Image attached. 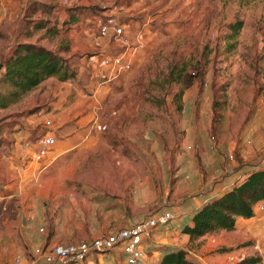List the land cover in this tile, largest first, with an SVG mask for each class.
<instances>
[{
    "label": "rangeland",
    "instance_id": "1",
    "mask_svg": "<svg viewBox=\"0 0 264 264\" xmlns=\"http://www.w3.org/2000/svg\"><path fill=\"white\" fill-rule=\"evenodd\" d=\"M26 1L0 0V93L11 89L4 80V62L17 43L50 48L68 59L79 89L55 112L75 116L91 132L48 167L47 158L41 162L42 191L51 213L72 207L83 219H94L113 200L145 210V217L170 211L173 220L144 238V264H160L166 246L182 249L202 264H234L249 256L264 264V209L259 202L254 216L237 218L231 231L195 239L181 231L186 220L182 212L194 207L186 202L192 190L221 179L224 170L232 171L233 182L264 164V0H188L189 6L186 0H160L157 3L165 7L160 17H155L156 0H149V20L136 16L138 11L132 16L138 24L124 19L132 36L141 33L130 68L105 84L101 80L106 71L99 68L105 54L89 62L87 54L99 50L82 46L84 30L98 35L95 26L62 22L67 14L78 12L68 5L70 0H29L27 6ZM98 1L87 0L89 18H104ZM125 4L134 5L133 0ZM84 58L86 68L79 75L77 64ZM55 78V90H62L58 85L68 79ZM91 79L104 86L96 94L84 87ZM48 97H38L40 105L32 110L18 104L22 99L0 108V136L14 127L15 117L42 108L48 112ZM193 113H208L209 120L189 121ZM189 134L195 139L215 137V142L204 146L192 142ZM3 142L4 136L0 146ZM90 146L94 149H83ZM214 157L217 164L207 165ZM17 205L13 200L0 205V230L16 232ZM3 253L9 264L16 263L9 246ZM90 257L86 264H127L118 246Z\"/></svg>",
    "mask_w": 264,
    "mask_h": 264
},
{
    "label": "crops",
    "instance_id": "2",
    "mask_svg": "<svg viewBox=\"0 0 264 264\" xmlns=\"http://www.w3.org/2000/svg\"><path fill=\"white\" fill-rule=\"evenodd\" d=\"M28 1L25 2L26 6ZM159 1L160 0H156L158 6L155 12L158 14L155 15V17H160L165 14V12H162V8L165 7L157 3ZM180 1L181 0H179V2ZM186 1L188 2V6L191 5V1ZM86 2L87 0L68 1V5L75 6L73 8H77L76 12H78L73 14L75 11L72 9L71 12H73L67 14L66 17L62 19V22L66 20L69 26H75L83 21L82 23L85 22V25L90 24L95 26L97 31L99 19L95 16H92V18L88 17L89 14L85 10L88 4ZM98 2L99 10L101 11L100 14H102V16H115L124 24H126L124 19L138 24L140 20L136 19L137 17H132L135 11H138V14H135L136 16L139 14L142 16V20H149L151 17L149 6H147L149 0H133L134 5L132 6H126L125 0H99ZM130 10L132 12H130ZM83 32L87 34L82 42L84 43L82 46L85 50H99V53L96 52L97 54H87L89 62L97 59V57L100 58L104 54L113 55L119 51L117 44L110 36L102 37L99 34L97 35V32V36H94L93 33H88L85 30ZM71 50L74 51L76 49ZM84 61H87V59H81L79 64H77V73L79 75H82L86 68L82 64ZM99 68H103V70L106 71V68L104 66L102 67L100 63ZM56 80L55 77H49L43 80L38 87L28 92L25 95L26 97L18 103L22 105L25 104L28 110H32L34 107L40 105L37 99L38 97L42 98L44 95H46V97L50 96V99H48L49 97L46 98V100H49L48 106L50 109L47 110L48 112H45L42 108L40 112H27L24 115H19V117H15L17 119L12 121L14 127L3 134L5 142L0 146V205L8 204L11 200L18 203L16 206L18 225L16 232L8 228L0 230V264H9L10 262H8V257L3 253V250L7 249L8 246L9 249L15 251L14 254L10 253V255H14V262H16H13L14 264H50L47 263L43 255L38 252L40 249L47 251L56 244H67L83 239H91L102 234L113 232L121 227H128L145 217V210L137 211L136 208L131 207L128 203L127 206H121L119 200H113V203L106 202L103 210H100L99 215L94 219H83L81 213L77 214L72 212V207H64L59 211L54 210V213H51L49 205L45 202V195H43L45 191H42L43 182L40 180L41 173L39 171L42 167H40L41 163L31 160V154L37 148V138L42 134V131L43 133L49 132L56 138L54 146L45 157V159L47 158V160H49L44 167L46 168L51 165L58 156H61L66 151L75 147L76 143H83L91 136L90 130L84 129L82 126L84 121L74 120L73 118H76L75 116L65 118L62 114L63 111L55 112L59 107V103L67 101V99H72V97H74L73 91L79 90L77 83L72 79H68L67 81L61 82L62 85H58L60 88L63 87V89L56 91ZM97 80H95L96 82L94 84L92 79L88 83L84 82L85 89L91 91L95 90L93 93L96 94L101 87H104L100 85V83L98 84ZM52 85H54V87ZM41 91H43V93H41ZM82 97H84V95H82ZM40 113H44L45 117L40 116ZM52 113L54 114L52 115ZM207 116L208 113H193L188 115V119L189 121L195 122L199 119V121L204 122L209 120ZM62 120L64 121L61 123ZM47 121H50V123L47 124ZM67 123L68 128H62L63 125ZM191 134L193 135V133ZM3 136H0V138H3ZM187 138H192V142L202 143L204 146L205 142L208 144H213L215 142L213 141L215 137L211 139L198 136L195 139L194 136L191 137L189 134ZM207 139L209 142L206 141ZM83 149L93 150L94 147H84ZM209 164L215 166L217 164L216 158L214 157L212 163L207 162V165ZM217 170L218 169H216V171ZM222 172L227 173L222 175L221 179L206 183L205 188L203 187L204 185H202L192 190L191 194L193 196L192 198L189 197L188 200L186 199V202L191 201L195 207L213 193L230 185L233 180L232 171L228 172L224 170ZM195 174L191 176V179L195 177ZM46 178L45 176L43 179ZM195 192L198 196H194L196 195ZM206 195L208 196L205 198ZM190 210L187 209L182 212V214H185V223L191 222ZM101 258L104 257H99L98 260ZM123 258L125 259V256H123ZM90 259L91 257L87 258V263Z\"/></svg>",
    "mask_w": 264,
    "mask_h": 264
},
{
    "label": "trees",
    "instance_id": "3",
    "mask_svg": "<svg viewBox=\"0 0 264 264\" xmlns=\"http://www.w3.org/2000/svg\"><path fill=\"white\" fill-rule=\"evenodd\" d=\"M4 68V80L11 89L7 93H0V108L18 102L48 77L54 76L64 81L76 75L68 59L58 52L27 42H19L15 45L4 62ZM192 81L193 78L188 84ZM262 199H264V164L249 168L240 180L233 181L193 207L190 210L191 222L184 223L181 231L189 239L219 230L231 231L236 227L237 218L254 216V205ZM120 255L125 256L122 251ZM259 263V257L249 256L234 264ZM160 264L202 263L197 259L188 258L182 249L166 246L162 250Z\"/></svg>",
    "mask_w": 264,
    "mask_h": 264
},
{
    "label": "built area",
    "instance_id": "4",
    "mask_svg": "<svg viewBox=\"0 0 264 264\" xmlns=\"http://www.w3.org/2000/svg\"><path fill=\"white\" fill-rule=\"evenodd\" d=\"M97 31L102 37L110 36L119 48L117 53L101 58L100 62L106 68L101 84H105L130 68L132 57L141 42V33L138 32L132 36L127 25L121 23L115 16L100 18ZM46 123L49 124L50 121ZM94 124H96V120ZM55 142L54 135L49 132L42 133L37 138V148L31 154V160L41 163ZM258 205L264 209V199L260 200ZM173 218V212H159L110 233L67 244H56L47 251L40 249L38 252L50 264H86L85 261L89 255L108 252L118 246L124 253L127 264H144V238L155 228L172 221Z\"/></svg>",
    "mask_w": 264,
    "mask_h": 264
}]
</instances>
